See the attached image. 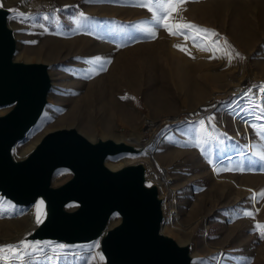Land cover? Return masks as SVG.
<instances>
[{
    "label": "rangeland",
    "instance_id": "1",
    "mask_svg": "<svg viewBox=\"0 0 264 264\" xmlns=\"http://www.w3.org/2000/svg\"><path fill=\"white\" fill-rule=\"evenodd\" d=\"M7 1L24 10L23 17L13 20L20 54L53 63L55 82L48 113L22 149L47 131L72 125L89 136L144 139L160 124L164 129L157 147L145 159L157 161L168 172L169 186L176 193L179 218L166 222L168 231L183 242L194 239L197 264H264V239L255 229L256 223L264 224V199H258L257 211L251 195L240 194L225 182L235 178L264 190V160L257 155L264 153V134H259L264 123L256 122L262 114L257 96L264 84V0H186L173 13V22L182 17L212 30L218 34L213 40L221 45L226 40L244 57L233 58L230 64L219 53L220 58L204 61L203 56L213 53L200 51L192 40L188 46L199 60L182 61L174 54L181 35L172 36L152 21L146 8L136 6L138 0ZM146 28L154 29L155 37ZM97 57L99 63H89ZM223 59L228 72H210L207 65L218 66ZM230 76L248 84L239 97L229 92ZM113 88L117 92L112 93ZM211 102L218 106L190 119ZM236 120L249 126L250 139L235 138ZM152 121L157 123L149 126ZM200 121L210 136L201 133ZM232 146L248 155L221 162L222 152ZM65 176L59 174L57 180ZM174 198H168L169 205H174ZM244 211L254 212L257 222L243 216ZM31 219V209L0 205V240L14 238ZM47 251L28 259L31 264H102L95 247L62 251L51 261Z\"/></svg>",
    "mask_w": 264,
    "mask_h": 264
},
{
    "label": "water",
    "instance_id": "2",
    "mask_svg": "<svg viewBox=\"0 0 264 264\" xmlns=\"http://www.w3.org/2000/svg\"><path fill=\"white\" fill-rule=\"evenodd\" d=\"M17 13L24 10L0 0V200L34 210L31 223L0 246L40 241L76 252L98 243L102 264H197L194 239L183 242L165 229L168 195L145 159L162 126L138 139L89 136L72 125L19 151L45 119L55 82L53 63L20 54ZM59 174L66 176L58 181ZM40 201L44 215L37 223Z\"/></svg>",
    "mask_w": 264,
    "mask_h": 264
},
{
    "label": "snow or ice",
    "instance_id": "3",
    "mask_svg": "<svg viewBox=\"0 0 264 264\" xmlns=\"http://www.w3.org/2000/svg\"><path fill=\"white\" fill-rule=\"evenodd\" d=\"M185 2L186 0H138V4L136 6L146 8L152 14V21L163 27L170 35H183L185 40H192L193 46L198 48L200 51L212 52L213 55L210 58H220V56H223L228 59L229 64L233 58H244L239 52H234L226 40L222 45L218 39L213 40V37L218 36V34L214 31L201 28L190 22H184L182 17L179 21L173 22L175 20L173 13L177 12ZM10 11L16 12L17 10L10 9ZM17 14L20 17L24 16L23 13ZM80 15L83 16V13ZM45 19H48V17H45ZM184 30H187V32ZM144 31L152 37H155L156 35L155 30L152 28H146ZM174 47L191 55L190 51L184 44H175ZM217 53H219L220 56H218ZM99 62L100 58L97 57L94 61H90L89 63ZM100 70H103L102 66ZM260 91L264 92V85L260 86ZM256 107H259L261 113L264 114V106L256 105ZM257 119H264V115L258 116ZM200 131L202 134L210 136V133H208L207 129L204 127V121H200ZM259 134H264V125L259 126ZM257 155L260 156L261 160H264V153H258ZM224 170L232 171L233 169ZM243 170L244 169H240V171ZM251 198L254 202L258 201V199H264V190H261L259 193L253 192ZM4 204H6L9 209L14 207L10 202L0 201V205ZM42 208L43 201H40L36 205L37 223L42 222V216L44 215ZM242 215L254 218L255 213L252 211H244ZM255 229L259 231L260 238L264 239V224L256 223ZM98 246L99 245L97 243L86 247L92 248ZM66 247L67 246L64 244L53 245L51 242L42 243L40 241H21L18 244L0 246V260L5 262H19V264H31V261L28 258L33 257L34 255L45 253L50 249L55 256H59L62 251L66 249ZM47 259L51 261L53 257L48 256ZM100 259L103 260V257L101 256Z\"/></svg>",
    "mask_w": 264,
    "mask_h": 264
},
{
    "label": "bare ground",
    "instance_id": "4",
    "mask_svg": "<svg viewBox=\"0 0 264 264\" xmlns=\"http://www.w3.org/2000/svg\"><path fill=\"white\" fill-rule=\"evenodd\" d=\"M190 42H191V40L190 39L189 40H185L183 35H181V37L176 39V41H175V44H184V45H186V47L190 51L191 55L187 54L186 52H182V51L178 50L176 47H174L175 56L180 57L181 60L186 62V63L189 62L191 58H195L196 55L198 54L196 52V50H194V48L188 46V43H190ZM211 56L212 55H206V56H203L201 59H203L205 61V59L206 60L210 59ZM195 60H199V59L195 58ZM207 66H208V69L210 70V72H213L214 74H216L218 72H228L227 71L228 63L224 59H223L222 63L220 65H218V66H214V65H211V64H208ZM229 79H230V82L232 84L231 88L229 90L230 94L232 96H234V97H239L241 92L246 88V86L248 84L244 80L235 79V78H232L231 76L229 77ZM257 97H258V99H257L256 104H258V105L264 104V92H261L260 89H259ZM216 106H218V102H211L208 105L202 107V109H201V111L199 113L191 114L190 115V117H191L190 119H194L195 117H199L203 111L207 112L208 110H210L211 108H215ZM261 115H264V114H259L258 116H261ZM172 119L174 121L176 118H172ZM256 122H259V123L263 124L264 123V119H256ZM155 123H157V122H153V121L152 122H148L149 126H153V125H155ZM225 124L228 125V118L225 119ZM234 124H235V128L239 132V134L235 138H237L240 141H243L244 136L245 137L247 136L250 139L249 126L246 125L245 121L236 120ZM158 125H160V124H158ZM31 146H29L26 150H24V149H22V145H19V151L21 153L27 152L30 149ZM156 147L151 151L152 154L154 153ZM250 150L253 151V145H251ZM152 154H151V156H153ZM247 155L248 154H246V152L242 148H239V149L237 148L236 149L234 146L228 147V149H226V150H224L222 152L221 162L243 160L244 159L243 157H246ZM124 162H127V160L126 159L121 160L118 164H115V163L111 162V163H109V165L112 166V167H118L119 165L123 164ZM152 164H153V167L155 168V172L158 173V175H156L157 178L158 179L161 178L160 180L162 181L163 185L165 186V188H168V190H169V193L167 194L168 198L169 199L171 197L172 198H174V197L176 198L175 191L173 189H171L170 186H169V184L171 182V178L169 177L168 172L165 171L164 169H160L158 167L157 161H154V163H152ZM249 181H251V180H249ZM225 182L227 183V185L230 188L234 189L235 191L239 192L240 194H244L245 196L246 195H251L252 196L253 192H255V193H259L260 192L259 189H254V187H252L250 185V183H248V181L238 182L235 178H228V179H225ZM175 198H174V205L173 206L168 204L169 211H168V216H167V222H170L173 219L179 218L178 211L175 208V203H176L175 202V200H176ZM258 203H259V201L253 202L255 207H252V208H256L257 211H260ZM31 210L33 212L34 208H31ZM256 218H257V216L254 215V218H253L254 222H257ZM165 229L168 230V227L165 226Z\"/></svg>",
    "mask_w": 264,
    "mask_h": 264
},
{
    "label": "built area",
    "instance_id": "5",
    "mask_svg": "<svg viewBox=\"0 0 264 264\" xmlns=\"http://www.w3.org/2000/svg\"><path fill=\"white\" fill-rule=\"evenodd\" d=\"M46 257L48 256H52L53 258H55L56 256L53 254V252L51 250L47 251V254L45 255ZM32 262V260H30ZM1 263H4L5 261L0 260ZM5 263H9V264H19V262H5Z\"/></svg>",
    "mask_w": 264,
    "mask_h": 264
},
{
    "label": "crops",
    "instance_id": "6",
    "mask_svg": "<svg viewBox=\"0 0 264 264\" xmlns=\"http://www.w3.org/2000/svg\"><path fill=\"white\" fill-rule=\"evenodd\" d=\"M146 83V82H145ZM111 91H112V93H115V92H117L114 88L113 89H111ZM113 101H115L116 103L118 102L119 103V100L118 99H115L114 98V100Z\"/></svg>",
    "mask_w": 264,
    "mask_h": 264
}]
</instances>
